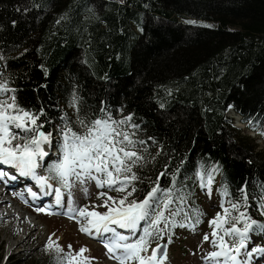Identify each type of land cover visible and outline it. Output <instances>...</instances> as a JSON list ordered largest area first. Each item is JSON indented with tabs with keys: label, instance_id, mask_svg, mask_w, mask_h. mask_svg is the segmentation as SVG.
<instances>
[{
	"label": "trees",
	"instance_id": "1",
	"mask_svg": "<svg viewBox=\"0 0 264 264\" xmlns=\"http://www.w3.org/2000/svg\"><path fill=\"white\" fill-rule=\"evenodd\" d=\"M0 54L17 102L44 110L45 132L56 135L65 114L78 130L74 95L85 120L101 107L132 115L147 141L137 199L165 169L169 188L179 170L176 186L197 208L196 172L218 165L216 194L226 186L239 199L246 185L249 212L264 222V156L227 116L264 132V0H0Z\"/></svg>",
	"mask_w": 264,
	"mask_h": 264
},
{
	"label": "snow or ice",
	"instance_id": "2",
	"mask_svg": "<svg viewBox=\"0 0 264 264\" xmlns=\"http://www.w3.org/2000/svg\"><path fill=\"white\" fill-rule=\"evenodd\" d=\"M15 93L0 73V165L16 173L0 168V182L7 184L18 176L28 178L39 189H26L33 200L52 197V203L35 211L63 215L74 221L81 233L98 239L108 258L117 264H166L174 230L186 228L195 232L203 223L205 213L187 205L188 195L176 186L179 170L171 175L169 188L160 186V179L168 174L165 169L144 198H136V185L141 182L136 169L144 164L141 153L147 151V141L135 138L139 125L132 123L131 114L114 119L101 107L102 116L85 120L79 115L78 98L74 95L70 106L76 110L74 124L78 130H74L66 114L61 117L56 129V158L52 159L53 132H45L44 123L40 122L44 110L25 109L17 102ZM46 157L51 162L45 167ZM41 168L44 175L38 172ZM219 172L218 165L207 171L201 165L196 172L199 187L209 198ZM91 183L98 189L95 200L89 199ZM77 186L88 203L81 205L74 199L73 189ZM260 187L264 190V184ZM250 207L246 185L240 189L239 199H233L227 187L223 188L220 211L208 221L211 233L202 237L213 249L202 257L204 264H253L254 258H259L256 264H264V246L255 242L264 240V222L252 218ZM257 211L264 216V192L257 202ZM53 236L55 233L48 237L44 251L53 256L54 264L95 261L87 255L90 250L86 246L74 250L69 244L65 250L59 238ZM165 237L167 243H162Z\"/></svg>",
	"mask_w": 264,
	"mask_h": 264
},
{
	"label": "rangeland",
	"instance_id": "3",
	"mask_svg": "<svg viewBox=\"0 0 264 264\" xmlns=\"http://www.w3.org/2000/svg\"><path fill=\"white\" fill-rule=\"evenodd\" d=\"M227 116L229 119H231V121H233V125L240 129L242 135L250 136L254 140V143L257 144L258 150H260L264 156V138L262 137L261 139L259 134H253V131L249 126H247V124L242 126L240 122L231 115L229 110L227 112ZM55 139L56 135L53 134V146L56 142ZM45 150L49 151L48 146H45ZM55 153V147H52L50 152L51 158H56ZM53 184L55 183L53 182ZM0 186H2V184H0ZM88 187L89 199L95 200V194L98 189L94 183L89 184ZM215 188V185H213L211 198L208 197L205 190L199 188L196 196V204L198 205L197 208L201 209L205 213L203 223L197 227L195 232L186 228H176L174 230L172 243L168 245V260L166 261V264H204L202 257L208 251H212L213 249L209 243H204L202 241V237L204 233H211V228H209L208 221L212 219L218 211H220L219 203L221 198L216 194L217 191ZM21 190L17 189L16 195L19 196ZM112 195H115V193H112ZM12 197L13 196L10 192L5 195V198L8 200V205L10 208L15 210V212L11 213H16L14 216V219L16 220V226L23 227L22 224L27 222V225L31 224L34 227L40 237L39 239L37 238L36 243L29 242L26 243L24 247H19L17 246V240L11 235L10 228L5 225L4 219H1L0 264H37L36 261L41 259L45 253L44 247L48 237L53 233H55L53 239L58 237L59 243L65 248V250H67V246L69 244L72 245L74 250H79V248L86 246L90 250L87 255L95 258L93 264H115V261L109 259L105 254L106 249L104 248L103 244L98 239L81 233L78 230V225L74 221L69 220L63 215L50 216L35 211L37 207H42L46 203H39L29 208L24 207L23 202L18 203ZM73 197L81 205L89 202V200L85 199V196L80 190L79 186L73 189ZM65 200H67V197H65ZM191 205H193V203H191ZM27 209H31L34 213ZM4 211L5 210H0V217L4 214ZM19 221H21V223ZM22 230L23 229H21V231ZM253 239L255 241V237ZM164 241L167 242V237H165ZM255 242L259 243L261 246H264V240ZM154 246L155 245H153V247ZM257 259L259 258L253 259V264H256Z\"/></svg>",
	"mask_w": 264,
	"mask_h": 264
},
{
	"label": "bare ground",
	"instance_id": "4",
	"mask_svg": "<svg viewBox=\"0 0 264 264\" xmlns=\"http://www.w3.org/2000/svg\"><path fill=\"white\" fill-rule=\"evenodd\" d=\"M231 110V109H230ZM229 110V112L231 113L232 116H236L237 114H233L231 111ZM230 116V115H229ZM238 121L240 122V124L242 126H244V124L238 119ZM0 168H4V170L11 172L12 174H16L15 170L13 169H9L7 166H3L0 165ZM16 187L23 189L22 190V196L21 194L19 195V197H17L16 195ZM31 187L33 189V191H39L38 187L35 185V183L33 181H31L28 178H23V177H19L17 178V180L15 181H10L9 183L5 184V186L3 185V187H0V210L4 211V214L0 217L1 219H4L5 225L8 226L10 228L11 231V235L14 239L17 240V246L19 247H24L26 245V243L32 242V243H36L37 238L39 239V235L37 234L36 230L34 229V227L31 224L27 225V222H24L22 225L23 227H17L16 226V220L14 219L15 214L11 213V212H15V210H13V208H10V206L8 205V200L5 198V195L10 192L12 194V198L14 200H16L18 203L19 202H23V206L24 207H29L31 208L34 205H37L39 203H46V204H50L52 203V197H42L39 200H33L31 198V196L28 194L27 192V188ZM7 192V193H6ZM15 193V195H14ZM27 200V203H25L24 201ZM7 205V206H6ZM31 212H33L31 209H27ZM34 213V212H33ZM5 216V217H3ZM3 217V218H2ZM21 223V221H19ZM21 229H23L21 231ZM115 264H117L116 262H114Z\"/></svg>",
	"mask_w": 264,
	"mask_h": 264
},
{
	"label": "water",
	"instance_id": "5",
	"mask_svg": "<svg viewBox=\"0 0 264 264\" xmlns=\"http://www.w3.org/2000/svg\"><path fill=\"white\" fill-rule=\"evenodd\" d=\"M162 243H166V242H162Z\"/></svg>",
	"mask_w": 264,
	"mask_h": 264
}]
</instances>
